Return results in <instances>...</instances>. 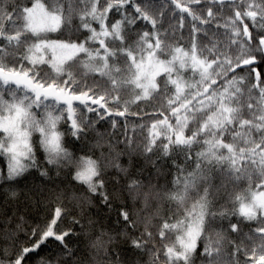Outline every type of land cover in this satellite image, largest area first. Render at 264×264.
Returning <instances> with one entry per match:
<instances>
[{
  "label": "snow or ice",
  "instance_id": "1",
  "mask_svg": "<svg viewBox=\"0 0 264 264\" xmlns=\"http://www.w3.org/2000/svg\"><path fill=\"white\" fill-rule=\"evenodd\" d=\"M51 33L59 35L52 38ZM181 40L183 46L169 43ZM261 65L264 0H0V157L6 161V181L31 169L51 180L46 166L54 167L57 176L62 168L74 167L72 179L86 187L76 197L80 215H86L84 205L98 201L109 213L117 212L116 223L123 229L115 236L101 232L91 241L95 264H134L119 247H109L119 237L133 253L147 254L148 264H197L198 259L200 264H264ZM150 100L159 105L153 114L147 106L130 107ZM129 115L141 117L131 124L132 135ZM117 117L124 118L120 135L129 150L118 155L139 151L155 172L147 184L130 179L127 189H118L120 179L112 177L109 191L105 169L114 166L125 174L128 169L106 158L76 157L63 137L83 142L88 131L107 121L116 138ZM62 119L64 131L58 129ZM162 160L176 170L175 190L153 183L164 175ZM217 175L219 184L214 183ZM144 187L155 199L167 197L176 204L155 231L141 213L134 218L124 200V191L138 196ZM220 196L224 203L216 207ZM5 197L0 217L11 255L5 248L7 259L0 264H30L29 254L49 239L59 245L55 264H86L66 239L84 233L80 217L57 206L45 223H32L30 238L39 239L28 246L12 239L17 231L29 236L19 191L9 189ZM117 200L124 206L117 209ZM230 216L240 221L231 222ZM218 217L229 220L228 229L213 232ZM243 221L253 223L247 233Z\"/></svg>",
  "mask_w": 264,
  "mask_h": 264
},
{
  "label": "trees",
  "instance_id": "2",
  "mask_svg": "<svg viewBox=\"0 0 264 264\" xmlns=\"http://www.w3.org/2000/svg\"><path fill=\"white\" fill-rule=\"evenodd\" d=\"M153 3L158 4L159 0H152ZM78 23V18L74 21ZM223 31V29H220ZM255 31V30H253ZM52 38H57L58 33L49 34ZM178 35V34H177ZM67 34L65 33L62 38H66ZM172 45L179 43L183 46L186 41H170ZM47 67V66H43ZM50 71V69H49ZM260 71L264 72V65L260 66ZM92 78L99 79V76L96 74H91ZM184 75L191 79L192 73L186 71ZM161 80L163 78H160ZM125 99H129L130 96L125 94ZM166 103V102H165ZM147 106V111L149 114L152 113L153 106L159 107L155 101H139L135 104H132L130 107L133 111L144 110ZM95 117V113L92 114ZM121 127L116 132V138H113L110 124L107 121H101L95 130H90L87 132L83 142L78 140H73L70 135L63 137V143L65 147L69 148L76 157L86 155L91 158H105L108 161L118 162L124 168H127V173L120 172L114 166H108L105 169V175L109 178V191H112V177H119L121 184L117 186H123L125 189L128 187L129 180L135 178L139 181H142L144 184H147L148 178L152 176L155 170L150 166L146 165L143 157L140 155L139 151L133 153L131 156L128 154L118 155L119 153H127L129 151L126 145L123 143L124 137L120 135V132L123 131L122 125L125 122L124 118H116ZM129 122V135H132L131 124L140 123L141 117L129 115L127 118ZM144 121H148V126L150 127V121L148 116L143 117ZM67 128V124L62 119L58 124V129L64 131ZM145 129V135H146ZM138 132V130H137ZM142 138V137H141ZM116 139H119L121 142L116 143ZM34 140H38V134L34 136ZM38 159L43 162L44 153L38 149ZM177 160H182V157H176ZM162 165L164 170V175H161L158 179L153 178V183L157 187L164 186L169 190H175L177 185L175 184L177 173L175 168H173L168 160H162L159 162ZM49 168V175L52 177L51 180L41 177L39 171L36 169H31L24 177L19 178L15 181H6V161L4 158L0 157V210H2L3 201L5 200V193L9 189L19 191V201L18 206L21 210V213L28 220V224H25L24 227L28 229L29 236H25L23 231H17L12 239L19 240L23 244L28 246L33 245L38 239L39 236L35 238H30L31 235V225L33 222L45 223L48 218H50L55 211L57 206H62L70 211L72 215L80 217L84 227V233L79 236H73L66 238L68 243L77 249L76 255L85 260L86 264H95L93 260V254L95 249L90 247L91 241H94L101 232L109 233L111 235H116L117 231H122L120 224H117V212L109 213L108 209L104 205H99L98 201L92 205H84V212L86 215L81 216V208L78 206V201L76 197L82 195L86 192V187L79 184L78 182L72 179V175L75 173V168H62L60 171L61 176L56 175V169L52 166H46ZM142 169V171H140ZM70 173L69 175H63V173ZM183 175V174H181ZM214 183L219 184L220 179L217 175ZM243 186H246L244 184ZM231 190V188L229 189ZM124 200L126 201V206L129 210L134 213V218L137 213H141L146 219L149 220L150 226L153 231L156 230L158 226L162 223V217L165 215L169 207H175V202L169 201L165 197L164 201L161 202L154 198L153 195L149 194L147 187L141 189L139 195L136 193L129 194L128 191L123 193ZM193 200H189L188 206L191 207L192 202L195 198V190L192 192ZM135 197V199H134ZM148 200V207H145V198ZM224 203V197L220 196L216 200V207H219L220 204ZM14 205H8L11 209ZM124 204L122 201H116V208L119 209L123 207ZM229 207L231 205L229 204ZM183 211V208H181ZM11 215V211L8 213ZM91 217L92 223H89L88 217ZM71 217L69 216L63 224H60L59 227L63 229L67 223H69ZM229 220L231 222H239L240 218L238 216H230ZM229 220L221 221L219 217L217 218L216 223L214 224V231H219L222 229H228ZM243 232H249L250 228L253 226L252 222L243 221ZM15 225L11 224L10 228H14ZM75 230L80 233L81 226L79 224L74 225ZM143 228V224L141 225ZM230 231V229H229ZM231 237H236L235 233L231 234ZM106 238V237H105ZM123 237H119L116 243L109 245L110 248L119 247L121 252L124 254L126 260H131L134 264H148L149 256L145 253H133L126 244H123L121 241ZM11 240L9 239V233L4 231L3 228V218L0 217V259H7L4 256V249H9V255H11L10 249ZM21 245H17L19 250ZM202 247V245H201ZM227 247V246H226ZM59 251L58 242L54 239H49L45 244L41 245L40 248L29 254L30 264H49V261H52V264H55L56 257L54 253ZM14 258V257H13ZM226 258V253H225ZM197 264H200V260H197Z\"/></svg>",
  "mask_w": 264,
  "mask_h": 264
}]
</instances>
